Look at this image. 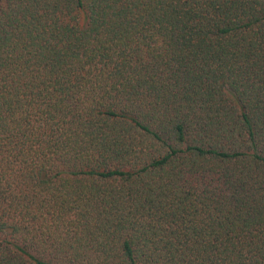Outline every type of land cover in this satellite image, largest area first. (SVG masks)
Masks as SVG:
<instances>
[{"label":"trees","instance_id":"1","mask_svg":"<svg viewBox=\"0 0 264 264\" xmlns=\"http://www.w3.org/2000/svg\"><path fill=\"white\" fill-rule=\"evenodd\" d=\"M0 264H264V0H0Z\"/></svg>","mask_w":264,"mask_h":264}]
</instances>
